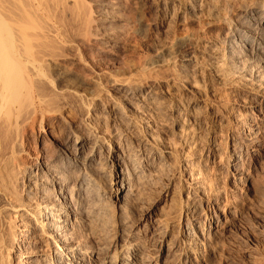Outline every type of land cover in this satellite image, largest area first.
Here are the masks:
<instances>
[{
    "label": "bare ground",
    "instance_id": "obj_1",
    "mask_svg": "<svg viewBox=\"0 0 264 264\" xmlns=\"http://www.w3.org/2000/svg\"><path fill=\"white\" fill-rule=\"evenodd\" d=\"M126 1L0 0V264H202L210 252L204 236L209 229L216 232L223 222L218 192L213 209L203 214L206 225L198 216L203 205L194 197L183 202L173 194L169 202L173 199L174 204L159 217L152 211L139 213L141 187L165 166L175 165L177 156L152 134L138 135L136 143L129 142L122 131L102 136L96 112L88 111L91 103H83L87 97L80 103L83 112L63 113L71 105L64 93L67 89L58 82L73 80L64 68L67 59L71 65L75 61L72 72L84 79L111 69L104 62H110L124 38L120 30L110 29L112 19L107 18L128 5ZM139 2L147 5L148 0ZM170 2L163 0L155 8L157 33L165 24V34L171 25L183 28L193 16L222 22L209 46L213 61L195 63L197 71L205 74L204 89L219 97L221 90H227L226 95L231 90H249L255 98L239 124L238 115L232 118L237 135L231 137L227 164L221 165L233 183H247L250 174L244 160L253 162L264 148V0H178L172 12ZM70 30L80 40L79 56L62 51L73 47L67 38ZM179 48L183 60L195 57L190 46ZM129 80H114L117 90L135 107H145L144 117H151L154 112L145 106L144 97L129 92L128 83L133 82ZM99 93L89 94L88 100L93 102ZM168 99L169 118L182 119V125L189 122L181 138L189 141L187 146L196 141L193 129L207 130L218 121L217 110L210 111V120L202 121V104L192 93L185 98L171 93ZM84 122L85 131L80 129ZM138 122L131 118L129 132ZM212 132L206 150L207 156L214 157V151L223 146ZM88 140L90 150L84 161L78 155ZM127 142L135 144L129 147ZM195 163H183L189 171L187 184L180 183V173L177 180L181 187L191 185L204 200L208 184L200 172L192 177ZM110 191L117 194L115 205L110 203ZM168 232L172 235L166 241ZM163 253L166 257L160 261Z\"/></svg>",
    "mask_w": 264,
    "mask_h": 264
},
{
    "label": "rangeland",
    "instance_id": "obj_2",
    "mask_svg": "<svg viewBox=\"0 0 264 264\" xmlns=\"http://www.w3.org/2000/svg\"><path fill=\"white\" fill-rule=\"evenodd\" d=\"M162 2L163 0H148L147 5H143L139 0H128L126 3H129V6L126 4L124 8L115 12V15H111L112 18H107L112 19V21L108 22L110 29H115L114 31L120 30L124 38L118 43L120 48L112 56L111 63L104 62V66L108 65L111 69L103 68L84 79L81 74L72 72L75 61H72L71 65V59H67L68 62L64 68L70 73L69 79L73 80L63 82L64 84L58 82V85L63 90L67 89V92L64 90V93H66L67 103L71 105L63 109V113L72 112L71 114H75L80 111L83 108L80 103L87 97V100L85 99L83 103L85 101V105L93 103V105H89L90 109L88 108V111L96 112L97 118L95 122L99 125L98 130L102 136L105 137L111 132L122 131L126 133L124 135L128 134L127 140L129 142L134 141L136 143L138 135L146 134L150 136L152 134L159 140L160 145L167 147L173 152L174 156H177L176 161H174L175 165L165 166L160 174L157 173L155 176H150L151 178L149 177L150 180L146 182L144 188L143 186L141 187L142 200L137 208L139 213L141 211H152L154 217H159L163 215L162 212L166 211L167 207L174 204L175 200L173 201V199L172 202H169L173 194H177L174 199L180 195L183 202L188 198L194 197L198 200L197 202H200V205H203L202 209H198V216L202 220L204 218L202 225H206L207 219H205L203 214L213 209V206L211 208L213 197L217 192L219 193V195L218 193L216 194L220 198L218 212L221 213L223 222L221 228L216 229V232H213V229H209V235L204 236V244L206 243L205 245L210 249V252L203 257L202 264H264V148L261 149V153L254 158L253 162L249 159L244 160V168H248L251 178H249L247 183H238V185L233 183L231 175L225 172L224 168H221V165L227 164L229 158L232 144L231 137L237 135L238 127L234 125V122L232 123V118L238 115L237 122L239 124L244 117L242 113L245 114L250 109V105L255 103V98L249 90H231L232 92L228 94L229 96L226 95L227 90H221L223 95L219 97L216 92H212L207 88L204 89L203 79L205 80L206 78L205 74L201 75L197 71L198 64L195 63L200 62V65H205L213 61L212 53L209 51V48L213 47L209 46H213L211 43L214 42V35L219 26L222 25V22L217 23L212 18L210 20V18L206 19V17L195 18L193 16L183 28L171 25L165 34V32L163 33L166 29L165 24L161 27V31L157 33L153 29L155 20H157V16L154 13L156 6L161 5ZM169 5L172 7L170 10L172 12L174 8H177L176 6L179 5V2L178 0H171ZM173 5H175L174 8ZM121 29L123 30L121 31ZM67 38L72 40L73 47L62 49V51L71 52L70 54L79 56L82 50L79 44L80 40L76 36L75 31L70 30L67 33ZM224 39L225 37L222 38V42ZM180 45H187L191 47L190 49H194L195 57L192 60H183L184 58L179 55ZM77 58L74 56V59ZM104 66L102 62V67ZM48 72L51 71L49 70ZM129 72L130 74H128ZM92 77H94L93 80L90 79ZM114 77L120 80L121 78L130 79L128 82L133 81L128 83V87L131 88L129 92L131 91L132 94L144 97L145 106L152 109L154 114L149 118L144 117L142 111L147 112L145 107L140 109L127 102L125 95L117 90L114 81L117 78L115 79ZM54 85H57V82H54ZM93 92L100 94L98 95L100 101L96 95L94 96L96 99L93 102L88 100L89 94H94ZM131 93H129V96L132 95ZM171 93H175L178 96L181 94L182 98L191 96L192 93L195 95L196 100L202 104V110L200 109L204 118H202V121L210 120V111L217 110V123L219 124L216 123L215 126L211 124L213 126L209 125L210 128L207 130H205V127L196 130L192 128L196 141L194 144L192 143V146H187L189 141L185 142L181 138L184 136L183 133L187 130L189 122L187 121L182 125V119L175 120L172 118L173 116L171 119L169 118L170 112L168 113L167 104L169 102L168 94L170 95ZM150 95L151 98H149ZM77 96L80 97L77 98ZM202 102H205L204 105ZM68 104L67 106H69ZM131 118H137V120L141 121L135 125L133 133L129 132L130 126L127 125L128 122L130 123ZM84 124L86 122L80 126V129L85 131L87 124L85 127ZM210 132L217 134L215 137L217 142H221L224 147L214 151V157L207 156L206 150V146L210 142ZM202 134L203 136H201ZM197 136L198 138L196 139ZM263 137L264 134L261 138ZM90 142L91 140L86 142V148H84L80 156L78 155L79 159L86 160V155H88L90 150L87 145ZM129 142H127L129 147L135 144ZM134 147L136 145L132 149H135ZM107 149L108 147L104 146L106 152ZM192 152L193 156H190L189 154ZM187 160L190 163L196 162L195 167H193L192 177L200 172L204 182L208 184V187L205 184L204 200L198 198L195 194L196 190L192 189L191 185L184 188L178 184L180 181L184 185L189 180V171L183 166V163L187 162ZM176 166H179L180 170H177L178 167ZM259 166L261 169L258 168ZM179 173L181 175L178 181L177 176ZM116 195L115 192L110 191L109 200L113 205L116 203ZM1 205H3V202L0 200ZM171 235L172 232H168L166 241ZM204 249L201 247V252L205 253L206 250ZM160 257V261H163L164 257H166L165 253Z\"/></svg>",
    "mask_w": 264,
    "mask_h": 264
}]
</instances>
